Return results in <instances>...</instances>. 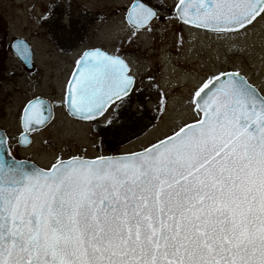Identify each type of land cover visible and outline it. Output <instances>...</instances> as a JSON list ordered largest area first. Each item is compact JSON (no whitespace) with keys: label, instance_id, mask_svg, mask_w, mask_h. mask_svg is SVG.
<instances>
[{"label":"snow or ice","instance_id":"6c2138e0","mask_svg":"<svg viewBox=\"0 0 264 264\" xmlns=\"http://www.w3.org/2000/svg\"><path fill=\"white\" fill-rule=\"evenodd\" d=\"M172 18L247 35L264 21V0H176ZM127 19L151 31L160 12L137 0ZM19 51L27 63L30 53ZM130 73L122 56L84 50L62 103L96 122L130 103ZM158 103L167 110L163 93ZM188 103L200 118L141 151L58 156L47 170L0 163V264H264V95L221 70ZM51 107L38 96L25 102L24 139L47 124Z\"/></svg>","mask_w":264,"mask_h":264},{"label":"rangeland","instance_id":"374dc122","mask_svg":"<svg viewBox=\"0 0 264 264\" xmlns=\"http://www.w3.org/2000/svg\"><path fill=\"white\" fill-rule=\"evenodd\" d=\"M133 1L0 0V42L3 45L18 35L34 41L40 67L34 79L22 77L13 81L7 96L0 95V116L13 119L33 93L47 92L59 99L66 67L78 52L93 47L107 48L128 61L136 78L130 102L133 118L140 115L141 108L157 112L150 129L114 153L142 150L171 135L182 124L199 119L188 101L193 89L210 74L240 69L264 93V21L257 22L247 35L237 34L232 38L211 35L172 18L176 0H147L160 12V19L154 22L151 31L137 30L126 20ZM50 6H54L50 19L38 22L37 18L46 15ZM166 16L169 18L165 19ZM64 41L69 43L64 46ZM161 93L166 100V111L158 110ZM123 108L113 107L99 123L100 127L106 126L111 117L116 120L117 112H124ZM55 125L37 139L39 145L45 144L47 148L43 156L34 154L41 165H48L61 155L113 152L103 146L107 144L102 145L100 127L92 123H75L60 114Z\"/></svg>","mask_w":264,"mask_h":264},{"label":"flooded vegetation","instance_id":"af4514ba","mask_svg":"<svg viewBox=\"0 0 264 264\" xmlns=\"http://www.w3.org/2000/svg\"><path fill=\"white\" fill-rule=\"evenodd\" d=\"M193 29L198 30V31H203V32L209 33L211 35H221V36L229 37V38H232L233 36L236 37L235 35H237V34H243L242 32L241 33H216V32H212V31H208V30H201V29H196V28H193ZM18 38L25 39L26 42H22L16 48H14L13 47L14 42ZM62 43H63V45H64V43L68 44L69 41H67V42L64 41ZM21 48H26L27 53H30V59L28 60L27 63H25L23 55L19 51V49H21ZM93 48H95V47H93ZM101 48H104V47H101ZM87 49H89V48H87ZM87 49H83L81 52H78V54H76V56L72 59V62L69 64V66L66 67V70L63 74L64 80L62 82L61 95H60L59 99H55L52 94H49L47 92H41V93H37V94L33 93L30 97H28L24 100V102L21 104L16 116L13 119H8L5 116H2V117L0 116V128L7 135V139H8L7 144H8L9 152L16 159L32 161L42 168H46V169L50 168L51 164L54 163L56 159L51 161L48 165H41V164H39L38 161H36L34 159V154L36 156L45 155V153L43 151H46L47 148L45 147V144L39 145L37 139L40 138L41 134L44 131H46L47 129H49L51 127L56 126L55 124H57L58 116L60 114L64 115L68 119L74 121L75 123H92L93 125L95 123L96 125H99L98 126V128H99L100 127L99 123H101L103 120H105L109 114V111L113 107H115V106H112L111 108H109L105 114V117L98 118V120L96 122H88V121H80L79 119L73 117L67 111L66 105H64L62 103L66 81L70 78L71 73L75 70L76 60L79 58L81 53ZM104 49H106L108 52H110L112 54H118L117 52H113L112 50H109L107 48H104ZM10 62H11V64H8ZM39 68L40 67L38 65V57H37V54H36V51L34 48V41H31L29 38L18 35V36L12 37L8 41V43L5 42V43H3V45L0 42V95H1V97L4 98L7 96L8 92H9V90H8L9 84H11L13 81L17 82V80L22 78V77H26V79H28V78L34 79V74L38 72ZM226 70L239 72V73L243 74L252 84L256 85L254 83V81L248 75H246V73H244L240 69L230 68V69H226ZM12 72H13V74H12ZM19 72H20V75H19ZM3 93H6V96H4ZM37 96L46 99L47 102L51 104L52 110H53V114H52L53 118L49 123L47 122L46 125L39 126L38 129L27 132L26 133L27 139H24V136L22 135L24 133V128H23V125L21 124L20 119H19L20 114H21V110H22L23 105L25 104V102L28 99H31V98H34ZM0 101H2V99H0ZM110 119L112 121L113 118L111 117ZM101 128H102V125L100 127V130H98V132L99 131L101 132ZM101 136H102V132H101ZM99 142H101V138H100ZM98 145H99V143H98ZM71 155H79V156H83L84 158H94L98 154L94 155V156H87V155L75 153V154H70L67 156H63V155H61V156L64 159H68Z\"/></svg>","mask_w":264,"mask_h":264},{"label":"trees","instance_id":"16d2710c","mask_svg":"<svg viewBox=\"0 0 264 264\" xmlns=\"http://www.w3.org/2000/svg\"><path fill=\"white\" fill-rule=\"evenodd\" d=\"M132 99V98H131ZM134 99V98H133ZM132 100H130L131 102ZM124 112H117V119H112L111 124L102 126V145L113 152L119 149L127 141L135 139L144 134L156 121L157 112H147L145 109H140L141 113L138 117L133 118L134 111H131V103L124 106ZM144 117V119H141ZM108 140V141H106ZM110 141V142H109ZM108 142V143H107Z\"/></svg>","mask_w":264,"mask_h":264},{"label":"water","instance_id":"95a60500","mask_svg":"<svg viewBox=\"0 0 264 264\" xmlns=\"http://www.w3.org/2000/svg\"><path fill=\"white\" fill-rule=\"evenodd\" d=\"M137 2V0H134V2L132 3V5L129 7V9L133 6V4H135ZM143 2V1H141ZM128 9V10H129ZM127 15H128V11H127ZM127 15H126V19H127ZM128 21V19H127ZM129 22V21H128ZM130 23V22H129ZM131 24V23H130ZM132 25V24H131ZM133 26V25H132ZM19 41L20 43L22 42H26L25 39H16L14 44H16V42ZM102 49V48H100ZM103 50V49H102ZM105 51V50H104ZM107 52V51H106ZM124 59V58H123ZM125 60V59H124ZM126 61V60H125ZM127 62V61H126ZM130 67V66H129ZM240 74V73H239ZM132 75V74H131ZM242 77H244L246 79V77L242 74H240ZM135 78V77H134ZM247 80V79H246ZM248 81V80H247ZM249 84H251L248 81ZM252 85V84H251ZM253 87H255L254 85H252ZM256 88V87H255ZM257 89V88H256ZM257 91L259 92L260 95H262L260 93V91L257 89ZM44 101H47L46 99L42 98ZM67 108V106H66ZM68 110V109H67ZM51 112L53 113L52 107H51ZM73 116V115H72ZM52 120V118L48 121L50 122ZM194 123V122H193ZM0 137L5 138V147L4 150L2 152H0V163H4L7 162V164L11 165L13 163H18L21 164L26 170H32L33 168H39V169H43L40 166H38L37 164H35L34 162L28 161V160H19L16 159L15 157H13L10 153H9V149H8V144H7V135L5 134V132L0 128ZM129 154V153H128ZM116 155H124V154H116ZM47 170V169H44Z\"/></svg>","mask_w":264,"mask_h":264},{"label":"bare ground","instance_id":"6f19581e","mask_svg":"<svg viewBox=\"0 0 264 264\" xmlns=\"http://www.w3.org/2000/svg\"><path fill=\"white\" fill-rule=\"evenodd\" d=\"M161 55H162L163 57H167V55H166L165 53H162ZM188 74L191 75V73H189V72H188Z\"/></svg>","mask_w":264,"mask_h":264}]
</instances>
